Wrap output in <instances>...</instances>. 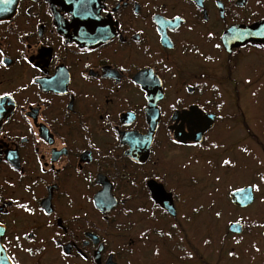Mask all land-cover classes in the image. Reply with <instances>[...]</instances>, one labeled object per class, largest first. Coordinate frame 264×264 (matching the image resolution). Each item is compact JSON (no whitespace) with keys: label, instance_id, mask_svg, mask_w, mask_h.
I'll list each match as a JSON object with an SVG mask.
<instances>
[{"label":"flooded vegetation","instance_id":"af4514ba","mask_svg":"<svg viewBox=\"0 0 264 264\" xmlns=\"http://www.w3.org/2000/svg\"><path fill=\"white\" fill-rule=\"evenodd\" d=\"M262 21L264 0H18L0 20V244L11 262L127 264L126 251L154 255L159 239L168 261H196L200 170L246 176L235 157L255 150L264 175V40H221ZM224 147L220 164L202 165Z\"/></svg>","mask_w":264,"mask_h":264},{"label":"rangeland","instance_id":"374dc122","mask_svg":"<svg viewBox=\"0 0 264 264\" xmlns=\"http://www.w3.org/2000/svg\"><path fill=\"white\" fill-rule=\"evenodd\" d=\"M259 103L264 116V100ZM227 151L228 148L224 147L215 153L202 154V165L209 161H214L216 165L220 164L222 158L227 155ZM256 155L254 150V152L247 153L241 159L239 156L235 157L236 161L240 160L239 166L244 164L245 168L248 169L249 173L246 176V171L245 173L238 172L237 177L231 175V168L233 167H217L212 175H205V172L200 170L201 181L196 184L199 197L195 205L197 211L196 224L199 227H197L199 239L196 243L197 260L195 261L193 256L178 259L175 256L170 257L175 264H264V254H262L264 250L262 236L264 225L252 226L249 231H243L238 236H231L227 232V225L230 221L252 222L254 220H264V185L260 182L259 173H256L257 170H261V167L256 168V163L253 161ZM262 170L264 171V166ZM240 184L241 186L259 185V191L253 190V203L242 209L234 207L228 198L229 188H234ZM217 211L221 213L219 217L215 216ZM206 240L209 243L206 244ZM154 241L149 247L150 253L154 255H150L146 248H141L143 244L141 246L135 245L131 252L126 251L127 264H174L171 260L168 261L164 258L163 251L158 252V250L163 249V240ZM222 242L223 247L221 246ZM253 246L257 249L255 250ZM230 252L233 254L229 255Z\"/></svg>","mask_w":264,"mask_h":264},{"label":"water","instance_id":"95a60500","mask_svg":"<svg viewBox=\"0 0 264 264\" xmlns=\"http://www.w3.org/2000/svg\"><path fill=\"white\" fill-rule=\"evenodd\" d=\"M18 0H0V20L4 18L5 15L12 12ZM264 21L255 23L249 27H242V26H232L229 27L224 33L222 34L221 40L223 46L229 50L232 46H239L246 41L255 40V41H263L264 40ZM210 121L213 116H209ZM157 115H149L147 117L149 123V130L145 134V137L148 138L149 141L152 140L155 126L157 124ZM152 192V199L153 201L158 204L161 208L166 210L168 213L173 214V205L171 202V197L169 194L164 193L162 189L159 190L157 187H150ZM245 189V193H239L236 190H233L229 193L230 201L238 207H245L250 205L253 202V192L250 186L242 187ZM243 196H247L250 198H242ZM101 197H95V203L97 207H100ZM227 230L233 234H240L243 231V224L235 221L229 222ZM264 237V232H263ZM0 264H13L9 257L7 256L4 247L0 244ZM107 264V263H106Z\"/></svg>","mask_w":264,"mask_h":264},{"label":"snow or ice","instance_id":"6c2138e0","mask_svg":"<svg viewBox=\"0 0 264 264\" xmlns=\"http://www.w3.org/2000/svg\"><path fill=\"white\" fill-rule=\"evenodd\" d=\"M153 19H155V20H157V21H160V22H165L166 23V21H161V18H159V17H156V16H154L153 17ZM173 19L174 20H180L181 19V17L180 16H175V17H173ZM207 35L209 36V37H211L213 34H212V32L211 31H209L208 33H207ZM216 47H219V45H216ZM0 65H5V60H4V54H3V52H0ZM6 66V65H5ZM247 82V81H246ZM2 95H3V97H9L10 95H11V93H9V92H3L2 93ZM218 107H219V105H218ZM214 147L216 146V145H213ZM242 151H247V149H241ZM231 163V161L230 160H228V159H225V160H223V164H225V165H228V164H230ZM217 179H219V177H217ZM259 179L261 180V181H264V175H261L260 177H259ZM250 188H252V189H255V190H257V191H259V185H257V184H251L250 185ZM236 191L237 192H239V193H245V189H242V188H238V189H236ZM242 198H250V197H247V196H243ZM19 207H21V208H23L25 211H27V212H31L32 211V209H30V208H28L26 205H18ZM193 211H196V209H193ZM221 215V213L219 212V211H217L216 213H215V216L216 217H219ZM169 235H170V233H169ZM17 239H19V237H17ZM205 243L207 244V243H209V241H205ZM25 251H30V249H25ZM233 253H229V255H232ZM62 255H67V253H63L62 252Z\"/></svg>","mask_w":264,"mask_h":264},{"label":"trees","instance_id":"16d2710c","mask_svg":"<svg viewBox=\"0 0 264 264\" xmlns=\"http://www.w3.org/2000/svg\"><path fill=\"white\" fill-rule=\"evenodd\" d=\"M263 183H264V181H263ZM243 224H244V232H246V231H249L250 227H252V226L253 227H257V226H260V225H264V220L263 221L254 220L252 222L244 221ZM221 246L223 247V242L221 243Z\"/></svg>","mask_w":264,"mask_h":264}]
</instances>
